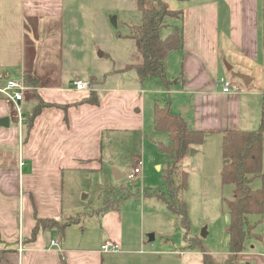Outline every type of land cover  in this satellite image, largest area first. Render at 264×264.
Returning <instances> with one entry per match:
<instances>
[{
    "label": "crops",
    "instance_id": "1",
    "mask_svg": "<svg viewBox=\"0 0 264 264\" xmlns=\"http://www.w3.org/2000/svg\"><path fill=\"white\" fill-rule=\"evenodd\" d=\"M179 1H184L179 7L181 68L171 110L191 129L204 132V140L220 139V149L226 130H264V72L254 88L231 82L236 91L225 93L219 83L225 78L222 47L241 68L236 72L247 75L252 67L246 66H262L264 0ZM65 15L66 0H0V88L25 75L36 79L19 102L25 120L39 97L66 106L44 107L21 141L26 125L19 122L15 102L0 92V118H8L7 126L0 125V264H203L202 252L189 248L185 239L176 245L167 238L171 232L160 228L165 212L154 202L146 208V199L153 197L146 191L136 194L134 202L127 195L121 206L102 209L112 190L123 187L102 161L110 162L117 148L128 146L136 153L115 166L124 168L133 158L134 166L144 163L145 91L137 85L96 83L99 104L80 102L89 91L73 89L80 77L68 80L63 74ZM248 77L249 82L254 78ZM184 105L187 109L178 112ZM254 179L264 187V174ZM83 190L87 195H81ZM88 195L89 205L83 201ZM77 215L78 221L63 231L46 227L29 240L36 217L65 221ZM172 222L170 216L165 224ZM147 232H153L152 241ZM52 240L59 241L58 248L50 245ZM110 240L117 248L102 252L101 245ZM252 241L238 264H264V242ZM21 243L25 250L20 252ZM206 249L215 255L228 252Z\"/></svg>",
    "mask_w": 264,
    "mask_h": 264
},
{
    "label": "rangeland",
    "instance_id": "2",
    "mask_svg": "<svg viewBox=\"0 0 264 264\" xmlns=\"http://www.w3.org/2000/svg\"><path fill=\"white\" fill-rule=\"evenodd\" d=\"M165 1L170 9H179L184 3V1L179 0ZM65 16L62 60L63 74L68 80L79 76L85 81L95 78L97 84L103 86L137 85L144 89L147 120L143 130L144 143L142 142L140 153L144 160V163L140 165L141 174L138 179L133 181L127 177V173L134 168L133 160L135 158L129 165L123 166L124 168L115 166L118 164L116 161H120V158L129 160L130 154L136 153L134 147L131 149L128 146L117 148L114 153L115 157L110 162L102 161V164L110 178H114L113 169L124 173L123 177L114 182L125 187V192L132 196L133 202L137 199L136 194H141L143 191H146L147 197L153 196L146 199V208L153 207L149 202L161 205L165 214L162 219L163 225L160 228L163 231L171 232L167 238L176 245L178 242L182 243L184 229L180 225L176 213L167 209L165 202L153 195L155 191L165 190L166 187L163 174L168 160L161 152V146L169 143V136L165 131L156 130L152 123L154 105L164 106L169 105L170 102L172 104L174 98L178 96L177 93H174V83L168 85L166 83L179 78L180 51L173 50L168 54L163 77L152 75L141 81L136 76L134 69L121 70L126 64H135L141 59L133 39L129 37L131 26L140 21L134 0H66ZM113 17L115 23L112 21ZM164 24L160 30L162 38L167 37L173 26L182 25V19L164 17ZM221 56V68L225 71L226 79L246 88L258 87L259 78L261 79V73L264 72V59L260 60V65H262L260 68L246 66V69L252 67L251 74L247 75L250 77L252 75L254 78L245 85L242 79L233 75V72L239 71L241 68L234 64L235 59L233 57L223 53V47ZM230 65L233 67L232 70L227 68ZM96 82L92 86H95ZM167 89H170V94L166 92ZM181 109L185 111L186 105L178 107V112H181ZM24 121L23 115V123ZM107 135H109L108 131L104 133L103 138L105 139ZM23 138H25V127L21 141ZM194 150H196L195 153ZM222 162L220 139L215 137H207L202 144L192 147L179 162V169L187 173V188L182 193V200L188 206L189 234L200 238L202 245L211 251H227L229 246V216L226 201L233 198V185L224 184L221 181ZM86 183L90 185V180H87ZM261 184L259 179L253 178L250 186L256 189ZM87 193L86 190H83L81 195H87ZM120 193L121 191L117 194ZM90 196L88 195L83 200L87 205H89ZM200 197L203 198L202 201ZM119 205L121 206V204ZM157 209L159 210V208ZM170 216H172L173 222L167 226L169 224L166 225L165 221ZM150 233L153 232H147L146 238ZM201 234L205 236L201 237ZM254 242L251 241V243Z\"/></svg>",
    "mask_w": 264,
    "mask_h": 264
},
{
    "label": "trees",
    "instance_id": "3",
    "mask_svg": "<svg viewBox=\"0 0 264 264\" xmlns=\"http://www.w3.org/2000/svg\"><path fill=\"white\" fill-rule=\"evenodd\" d=\"M139 12V23L131 26L129 37L133 39L135 47L140 54V61L135 64H126L121 70H135L139 80L157 75L163 77L165 60L173 50H180L182 46V25L173 26L167 37L160 35L164 24V17L182 19L183 10L170 9L165 0H134ZM261 44L264 49V22L261 23ZM24 83L35 85L36 79L25 75ZM176 79L166 83H176ZM95 78L90 79L91 90L89 95L81 99L97 105L101 94L96 90ZM97 83V82H96ZM66 106L46 102L40 97L32 110L26 114L25 135L31 127L34 118L44 107ZM153 125L156 130L165 131L169 136V143L161 146V152L167 158V167L164 170L165 190L153 193L156 198L162 199L167 209L174 211L184 229V239L189 248L202 252L203 264H238L240 253L245 251L252 240L264 242V187L253 189L250 183L253 178L264 174L262 159L264 153V130L262 126L256 129L226 130L222 133L221 151L223 164L221 168V181L233 185V198L226 201L228 209V252L215 255L209 252L202 242L189 234V220L187 205L182 200V193L187 185V173L179 169L180 160L194 146L202 144L205 133L191 129L186 121L177 112L171 110L169 105H154ZM121 193L118 195L117 193ZM166 191V192H165ZM128 193L125 187L112 191L103 203L102 209L117 208L120 201ZM80 215L68 217L65 221L54 218H38L32 228L29 240L35 239L40 229L57 227L63 231L69 224L77 222ZM260 228V229H259Z\"/></svg>",
    "mask_w": 264,
    "mask_h": 264
},
{
    "label": "built area",
    "instance_id": "4",
    "mask_svg": "<svg viewBox=\"0 0 264 264\" xmlns=\"http://www.w3.org/2000/svg\"><path fill=\"white\" fill-rule=\"evenodd\" d=\"M219 83L221 84L222 87V92L225 93H230L234 92L235 87L234 85L226 78H221L219 80ZM72 88L75 90H85L89 91L91 89V85L89 81H85L81 78H77L73 81ZM28 89V86L24 83L23 78L20 79H9L7 80L6 84L0 88V92H2L7 98L10 100L14 101L16 104V111L18 113V118L19 122L21 123L23 121V110L19 102H21L24 98V92ZM141 162H139L138 165L134 166V168L127 173V177L130 180H136L138 179V176L141 174V169H140ZM58 240H52L51 241V246L57 247L59 245ZM117 248V244L110 240V241H105L101 247L100 250L102 252H109ZM25 250L23 244H19L18 251H23Z\"/></svg>",
    "mask_w": 264,
    "mask_h": 264
},
{
    "label": "water",
    "instance_id": "5",
    "mask_svg": "<svg viewBox=\"0 0 264 264\" xmlns=\"http://www.w3.org/2000/svg\"><path fill=\"white\" fill-rule=\"evenodd\" d=\"M112 21L115 23V18L114 17L112 18ZM100 55H102V52H100ZM227 68L230 70L231 66H228ZM233 75L238 77V78H240V79H242L244 83H248L250 81V78L247 75H245V74H242V73H239V72H233ZM182 110L183 109H181V112H183ZM0 125L7 126L8 125V118H6V117L0 118ZM113 176H114L115 179H119V178L124 176V173L119 172L116 169H113ZM201 236H205V235L201 234ZM153 237H154L153 233L148 234V240L149 241H152Z\"/></svg>",
    "mask_w": 264,
    "mask_h": 264
}]
</instances>
